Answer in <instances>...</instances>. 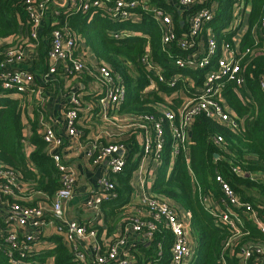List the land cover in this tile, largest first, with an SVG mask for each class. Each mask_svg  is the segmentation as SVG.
I'll list each match as a JSON object with an SVG mask.
<instances>
[{"label":"trees","instance_id":"1","mask_svg":"<svg viewBox=\"0 0 264 264\" xmlns=\"http://www.w3.org/2000/svg\"><path fill=\"white\" fill-rule=\"evenodd\" d=\"M151 1L150 5L154 4L166 10L177 33L187 29L185 18L196 9L194 7L190 11L181 12L171 8L165 0ZM33 2L35 4L36 0ZM209 2H215L217 5L215 18L211 21L214 25H209L213 28L218 45L223 42L234 48L237 30L241 26V18L236 21L237 1ZM246 5H249L247 28L239 39L237 48H234L235 57L239 58L244 84L237 86L232 81H226L220 91V101L237 126L240 119L244 123L248 122V125L237 130L198 113L193 117L190 144L185 152L171 154L169 139L166 140L160 153L161 163L152 184L151 191L154 196L190 213V229L196 241L190 264H243L242 247L262 240L260 230L243 207L231 208L241 220L239 226L244 234L239 238L231 239L233 230L213 215V212L220 214L226 208L223 205L224 194L215 179L219 174L233 189L238 199L242 203H249L264 223V180L252 177L253 174H264V92L260 87L261 81L264 82V36L257 35V30L264 32V25H261L264 18V0H242V7ZM135 12L142 16L139 23L130 22V19L113 22L104 11V6L85 10L78 2L59 10L57 23L51 29L66 24V28L78 42L83 41L88 45L97 65L106 66L113 74L120 76L126 88V96L118 106L119 114L137 117L151 114L158 117L164 110L175 111L180 106L184 96L189 94L188 86L183 87L179 79L175 87H169L148 75L142 64V57L147 51L151 59L160 64L167 77L179 69L173 66L161 51L160 32L151 13L146 14L139 9L133 11ZM180 21L183 23L180 24ZM30 27L25 0H0V62L4 59L3 51L14 46L11 45L13 36L20 30L27 34ZM224 29L226 32H222ZM123 30H129L130 34L115 37L110 33H120ZM172 49L175 53L182 54L177 48ZM129 66L132 67L133 74H130ZM184 74L192 76L194 83H199L203 72L184 71ZM152 78L157 85L156 91L147 90ZM25 93L4 89L0 83V163L4 168L11 170L18 180V188H13L15 195L7 197L8 201L35 206L42 203H36L35 200L24 201L18 197L23 198L25 193L40 192L47 196L45 202L49 203L59 188V171L48 153L47 144L42 136L34 135V129L30 138L32 149L27 151L25 148V102L22 100ZM94 116H99V111L95 112ZM77 128L81 133L84 132L81 126ZM167 129L165 125V130ZM133 130L138 137H142L140 129ZM218 136L222 139L219 143L215 142ZM120 142L128 144L126 140ZM137 150V146L131 148L123 170L115 173L114 179L112 177L117 197L100 202L103 209L107 205L105 209L108 214H113L110 215L113 219L118 212H122L124 224L129 223L134 211L140 208L136 205L132 214L126 213V205L132 192L130 180L138 165V158L141 157V152L133 157ZM171 159L173 164L168 171ZM204 196L205 200H202ZM117 200L118 204H113ZM213 202L216 207L212 212L208 210V206ZM147 220L154 224V229L145 241L148 244H136L129 249V255L135 260L131 264H168L171 262L172 235L161 221H153L151 217H147ZM37 240L39 234L35 238V244ZM54 240L56 244L42 252H30L25 257L12 253L19 263L75 264L72 246L59 237H54ZM227 241L230 243L225 247ZM0 242V264H12L9 260L8 245ZM262 262V257L255 260L252 257L247 264Z\"/></svg>","mask_w":264,"mask_h":264},{"label":"built area","instance_id":"2","mask_svg":"<svg viewBox=\"0 0 264 264\" xmlns=\"http://www.w3.org/2000/svg\"><path fill=\"white\" fill-rule=\"evenodd\" d=\"M34 0H25L28 16L30 19V31L27 37L33 41L37 40V27L40 24L43 8L49 0L39 1L34 4ZM72 4L81 3L83 9L104 6V11L113 22L129 20L133 11L141 10L151 13L160 32L161 51L170 59V63L183 73L177 77L178 72H174L167 77L160 67V64L150 57L149 51L142 57V64L148 71V75L155 77L159 82L169 87H175L177 81L181 79L183 87L188 86V95H185L179 107L172 111L164 110L158 117L151 114L142 116L127 115L126 124L131 128L142 131L141 144V165L139 174L143 173L146 162L161 163L160 153L167 139H169L171 154L176 155L180 151L185 152L190 144L189 131L193 117L198 113L217 121L220 124L237 128L235 120L226 110L220 101V91L226 81H232L237 86L244 84V78L240 73L239 58L235 57V47L240 37L237 30V38L234 40V48L223 42L218 45L217 39L209 23L214 18L215 2L209 0H174L176 5L183 10L196 9L187 16V29L181 33L175 31L172 19L162 7L150 5L148 0H71ZM237 13L236 21L240 20L244 13L242 0H235ZM261 25H264V18ZM113 36H127L128 30L122 32H111ZM81 42V41H80ZM80 42L66 28H54L50 32L49 47L47 50L48 69L44 75V81H48L49 75L55 74L59 67L65 73L81 74L85 73L100 81L104 95L98 99L97 105L102 118L109 120L108 112L110 108H116L123 102L126 96V88L119 75L113 74L110 69L102 65L91 66L82 59L79 50ZM172 48H177L182 54L175 53ZM4 59L0 62V83L1 87L8 90H15L18 93H27L32 90L34 76L27 70L21 68H11L15 64L22 63L26 58L25 50L21 46L10 47L3 51ZM194 69V70H191ZM202 71L199 83H194L193 78L184 74V71ZM150 80L147 90L156 91V82ZM260 87L264 92V82ZM72 107L64 113L67 133L79 137L82 135L77 128L81 110V99L75 93L71 96ZM165 125L168 129L165 130ZM42 138L48 146V153L51 155L55 167L59 171V188L54 193L50 208L38 204L35 206L22 205L20 203H10L7 199L14 196L13 188H18L17 176L9 169L4 168L0 163V201L8 206L10 215L8 223L1 221L0 241L7 244L10 253L9 260L12 264H18L15 255L25 257L30 252H35V238L40 233L45 224L47 214L51 215L48 224L55 226V229L62 234L65 242L72 246V256L75 264H131L134 261L125 256L119 255V249L125 245L124 239L117 238L109 245L105 254L90 256L83 248L79 247V241L91 236L94 237L96 231L87 227L76 219H67L64 215L63 205L71 198L73 188L76 184L74 171L66 165L63 156L55 150L63 145L62 140L56 135L51 126H45ZM221 137L218 136L215 142L219 143ZM127 144L121 142L108 143L102 145L97 150L88 151L93 163H100L106 160L107 167L111 173H119L125 166L129 153ZM173 159V158H172ZM145 174L141 176L144 185ZM220 189L224 194L223 205L226 207L220 214L213 212L216 203L208 206V210L219 220L227 224L232 230V238H239L244 233L241 232V220L234 214L231 208H241L250 215L251 220L256 224L262 234L261 242L248 244L242 247V263L247 264L250 258L259 259L262 257L264 264V223L260 221L249 203H242L233 189L224 179L217 174L215 177ZM99 190L105 195V200L116 197L114 183L106 176L98 181ZM143 196L138 204L140 208L134 211L129 223L126 222L132 232L142 235L145 239L150 237L154 224L147 220L151 217L153 221H161L172 235L170 248L171 264H182L184 258L189 254L187 241V230L189 226L190 213L172 206L169 201L153 195L149 189H143ZM205 200V196L202 198ZM101 199H87L86 204L96 209ZM182 211V212H181ZM146 231L144 232V229ZM230 241L225 243L229 246ZM2 245L0 242V251ZM129 254V251H128ZM130 256V255H129ZM131 257V256H130ZM30 264V263H19Z\"/></svg>","mask_w":264,"mask_h":264},{"label":"crops","instance_id":"3","mask_svg":"<svg viewBox=\"0 0 264 264\" xmlns=\"http://www.w3.org/2000/svg\"><path fill=\"white\" fill-rule=\"evenodd\" d=\"M36 1L39 2L43 0ZM148 2L152 4L151 0H148ZM165 2H167L171 8L177 11H183L181 7L176 5L174 0H165ZM71 4V0H49L45 3L41 21L37 27V40L33 41L29 39L27 34L23 33V30H20L17 35L13 36L11 42V45H14L13 47H23L26 54V59L22 63H17L11 66V68L13 69L16 67L27 70L34 76L32 90L25 93L22 97V100L25 102V116L23 119V134L26 137L25 148L27 151L32 149L30 143V138L33 135L32 129H34V135L41 137L45 126H51L53 128L56 135L59 136L63 142V145L58 147L55 151L63 156L66 165H68L76 175V184L73 188L72 196L63 205L64 215L67 219H76L80 223L96 231L94 237L88 236L80 240L79 247L83 248L90 256L105 254L109 245L117 240V238L122 237L125 241V245L119 249V255L125 254V256L131 260L128 254L129 249L136 244L148 243L145 242L146 239L142 235L132 232L128 225L124 224L122 212H118L115 219H113L110 216L113 214H108V210L105 209L107 205L104 206L103 209L99 204L98 208L93 209L86 204L87 199L90 198H100L101 201H105V194L99 190L98 181L104 176L112 181V177L115 175L109 171L106 160L100 163H93L91 157H89L87 153L90 150H97L102 145L126 140L128 141L127 146L129 151H131L132 147L137 146L138 150L133 156L135 158L141 152L142 137L137 136V133L133 130L134 127L131 128L127 126L128 124H126L125 120L127 119V115L119 114L117 111L118 107L114 109L110 108L108 112V121L102 118L100 112L99 116H94L95 112L99 111L97 105L98 99L104 95L102 85L96 78L87 74L85 75L84 73L66 76L64 75L62 67H59L55 74L49 75L48 81H44V75L49 65L47 49L49 47L50 32L53 29H51V27L57 23L56 16L59 10H64ZM246 7H248V11L244 14L246 8L243 6L244 13L241 16V26L238 28L240 29L238 37L241 35L240 32L243 35L247 28L246 19L249 13V5ZM213 8L215 18L216 3ZM141 19L142 16H140L139 13L132 12L130 22L139 23ZM243 19H245V21ZM182 23L183 21H180V24ZM209 24L214 25V22H210ZM222 32H226V29L222 30ZM136 33L140 34L141 32L136 31ZM257 35L264 36V32L262 30H257ZM80 44L79 50L82 59L91 66L97 65L96 58L88 45L83 41H81ZM74 93L79 96L82 103L80 106L81 110L79 111L80 119L77 120V122L79 126L84 128V132L79 137L67 133L64 119L65 111L73 106L71 96ZM238 122V128L240 127L241 129H244L248 125V122L244 123L241 119ZM188 134L190 137L191 131H189ZM138 159V165L130 180L132 192L129 196L128 204L126 205V213L129 215L133 213L135 206L140 203L144 194L143 189H149L151 191L157 172L155 169L156 163H148L147 161L145 168L142 169L143 173L140 175L139 167L142 161L140 156ZM144 174L145 183L142 185L141 176ZM252 177L254 179L264 180V174L262 173L253 174ZM21 192L24 193L23 190ZM24 195L23 198H18L29 202L35 200L36 203H43L47 198L45 194L40 192L25 193ZM51 198H53V196ZM51 198L49 203L45 202L44 204L46 209L50 208ZM118 202L119 200L113 204L116 205ZM9 215L8 206L5 202L0 201V224L2 223L1 221H4L5 224L8 223L7 218ZM50 220L51 215L47 214L45 217V224L42 226L39 233V240L34 244L36 253L52 248L56 244L54 242V237H59L62 241H65L62 234L55 229V226H53L52 223L48 224ZM186 230L189 254L184 258L182 264L191 263L196 244L195 237L190 229V220ZM132 261L135 260L132 259ZM168 264H171L170 261Z\"/></svg>","mask_w":264,"mask_h":264},{"label":"rangeland","instance_id":"4","mask_svg":"<svg viewBox=\"0 0 264 264\" xmlns=\"http://www.w3.org/2000/svg\"><path fill=\"white\" fill-rule=\"evenodd\" d=\"M246 6H247V5H246ZM245 8H246V9H245V13H244V14H246L247 11H248V7H245ZM243 20L245 21V19H243ZM191 70H194V69H191ZM129 72H130V74H133V73H134V71H133V69H132L131 66H129ZM182 74H183V73H177V77H180ZM172 164H173V160L171 159V160H170V164H169L168 171L171 170V168H172ZM159 166H160V164L157 162L156 165H155V169L158 170Z\"/></svg>","mask_w":264,"mask_h":264},{"label":"water","instance_id":"5","mask_svg":"<svg viewBox=\"0 0 264 264\" xmlns=\"http://www.w3.org/2000/svg\"><path fill=\"white\" fill-rule=\"evenodd\" d=\"M215 156H217V155H215Z\"/></svg>","mask_w":264,"mask_h":264}]
</instances>
